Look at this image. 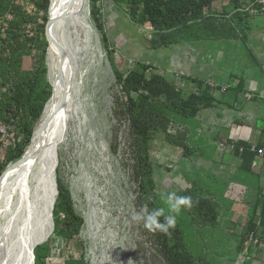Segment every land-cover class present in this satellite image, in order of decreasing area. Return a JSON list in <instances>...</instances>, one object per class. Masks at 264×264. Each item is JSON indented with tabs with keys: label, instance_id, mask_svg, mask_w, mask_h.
I'll return each instance as SVG.
<instances>
[{
	"label": "rangeland",
	"instance_id": "374dc122",
	"mask_svg": "<svg viewBox=\"0 0 264 264\" xmlns=\"http://www.w3.org/2000/svg\"><path fill=\"white\" fill-rule=\"evenodd\" d=\"M13 2L19 6L16 13L24 18L19 19L9 11L0 14V162L8 153L23 146V125L31 124L33 137L38 120L31 118L26 107H16L6 113L14 85L32 80L40 62L42 67L44 62L43 83L49 97L54 91L49 77V43L45 36L50 0L46 8L43 0ZM228 2L215 0L211 9L220 12ZM127 8L124 0H86L91 35H83L80 31L79 37L86 42L76 43L77 57L86 68L76 98L79 118L70 121L66 142H58L55 171L63 190L59 201L71 208L81 218V223L76 232H68L58 223L54 225L52 210L53 228L34 250V264H168L152 231L158 213L171 215L177 221L192 254L206 264H264V247H261L263 251L251 256L239 248L241 233L253 209L254 190L245 177L240 185L236 173L225 170L222 162L225 154L233 152L232 148L227 151L226 144L229 141L234 144L237 140L222 134L212 135L213 130L203 122L192 129L194 120L166 110L160 114L166 119L162 125L167 133L174 135L173 141H168L161 132L146 143L136 135L127 111L128 101L117 83L114 67L126 71L136 62L145 61L151 67L164 68L170 63L171 50H150L147 43L151 36L149 22L130 21ZM177 47L172 46V50ZM58 55L61 66L63 56L60 52ZM233 66L237 69L236 62ZM170 75L167 74V78L182 96L198 90L189 73L178 72L177 80ZM206 81L211 93L225 96L226 83ZM236 83L237 80L232 79L228 86L234 89ZM247 94L251 93L245 92L239 103L252 100ZM227 118L226 112L218 117L224 124H228ZM198 119H202V113ZM32 137L29 136L24 148ZM143 153L147 154L153 172L154 202L149 200L150 188L144 189L140 184L137 167ZM257 157H262L259 151ZM186 187L216 201L226 197L243 202H234L230 209L231 202L224 199L217 224L199 225L188 214ZM57 188L59 192L58 185ZM30 195L27 202L38 200V191ZM28 207L23 206L18 219L23 223L27 221L31 229L39 209L32 212ZM59 210H62L60 206ZM58 215L59 222L62 212ZM2 217L0 244L5 246L11 234L9 226L14 224L7 222L8 217ZM261 241V233H255L245 246L259 250ZM26 256L28 258V252Z\"/></svg>",
	"mask_w": 264,
	"mask_h": 264
},
{
	"label": "trees",
	"instance_id": "16d2710c",
	"mask_svg": "<svg viewBox=\"0 0 264 264\" xmlns=\"http://www.w3.org/2000/svg\"><path fill=\"white\" fill-rule=\"evenodd\" d=\"M124 1L128 7L130 21L134 23L149 22L151 36L147 43L150 49L179 46L202 40L242 37L246 22L252 17L248 12L237 10L241 5L238 0H229L220 12L211 9L215 0ZM43 2L46 8L47 0H43ZM17 9H19V6L13 0H0V14L9 11L12 15H17L19 19L24 18L23 15L16 13ZM43 67L40 62L37 72H35L36 75L32 80H28L26 84L20 81L19 84L14 85V94L10 96L8 108L5 109L6 113H10L16 107H26L33 120L39 118L43 104L50 95L45 83H43ZM147 73L149 74L147 75ZM114 75L126 95L128 101L127 111L129 112L131 124L142 143L158 137L160 132L166 136L168 141H173L174 135L167 133L165 125H162V121H166L160 115L163 110L171 111L181 118L194 120L202 109L212 107L216 103V99L209 91L210 84L207 81L190 77L191 81L197 85L198 90L190 91L182 96L181 91L172 85L163 74H160L155 67H151L143 61L136 62L134 67L126 71L114 67ZM23 127L24 144L17 151L8 153L4 161L0 162V176L4 172L5 166L20 156L29 136L32 137L33 128L31 124L26 123ZM185 148L187 149V147ZM226 148L228 150L232 148L234 154L253 152L257 155V152L262 150V157H264L263 148H258L254 144L243 141H236L234 144L229 141ZM137 170L140 174L141 186L144 189L146 187L150 188L149 200L154 202L155 195L151 193V188L155 187V183L152 177L151 164L148 162L146 153L140 156ZM56 181L58 182L57 179ZM57 185L59 192L53 209L54 225L58 223V225L66 228V231L76 232L81 223V218L76 216L71 208L63 205L61 200L59 201V198L63 197V190L59 182ZM184 194L186 195L188 214L194 223L199 225L217 224L219 215L217 201L196 193L191 187H186ZM259 199L257 204L260 202ZM59 206L62 210H59ZM57 212H62L63 215L59 222L57 221L59 216ZM254 213L255 210L253 209L250 219L246 222L241 233L239 248H242V244L248 241L251 235L255 236ZM156 215L152 231L160 242L163 255L168 264H206L202 258L192 254L183 238V232L179 224L171 215L163 213Z\"/></svg>",
	"mask_w": 264,
	"mask_h": 264
},
{
	"label": "bare ground",
	"instance_id": "6f19581e",
	"mask_svg": "<svg viewBox=\"0 0 264 264\" xmlns=\"http://www.w3.org/2000/svg\"><path fill=\"white\" fill-rule=\"evenodd\" d=\"M80 31L91 35L86 0H50L45 33L49 43V77L54 91L37 120L31 142L20 157L7 164L0 176V217H8L7 222L14 224L9 226L11 234L5 246L0 244V264H29L26 249L31 240L40 238L43 231L50 229L51 222L45 218L53 210V192L55 195L53 181L49 182L51 160L58 142H66L68 138L70 121L79 118L76 98L86 69L77 57V44L85 40L79 37ZM59 52L63 56L61 66ZM37 191L38 200L27 202L28 195ZM26 205L32 212L39 209L31 229L27 221L23 223L18 219L19 211Z\"/></svg>",
	"mask_w": 264,
	"mask_h": 264
},
{
	"label": "crops",
	"instance_id": "0c3cea01",
	"mask_svg": "<svg viewBox=\"0 0 264 264\" xmlns=\"http://www.w3.org/2000/svg\"><path fill=\"white\" fill-rule=\"evenodd\" d=\"M159 49L171 50L169 65L167 64L164 68L154 65L166 79H168L167 74L168 76L171 74L170 76L177 80L176 74L184 72L189 73L193 78L204 81L213 79L227 84L226 97L224 94L212 92L216 103L199 112L202 113L201 120L198 119V113L194 118L192 129H197V126L203 122L213 130L212 135L222 134L226 138L234 137L233 139L237 141L254 144L264 149V16L250 17L242 37L189 42L179 45L174 51L172 47L150 50ZM234 62L237 63V69L233 66ZM187 77L184 76V78ZM232 79L237 80L234 89L233 86H228V82ZM168 81L172 80L168 79ZM245 92L253 95L252 100L239 103V99ZM225 112L229 117L226 119L228 124L218 119ZM222 162L225 170L236 173L240 185L245 178L251 181L250 187L254 190L251 206L255 210L254 231L256 234L261 233L262 241L257 247L259 250L250 245L245 246L247 241L242 244V248L250 256L255 255L263 251L261 247H264V157H257L253 152L243 154L229 152L223 156ZM258 198L260 202L257 204ZM224 199L231 202L230 209L234 202H243L240 199L232 200L223 197L217 201L219 212Z\"/></svg>",
	"mask_w": 264,
	"mask_h": 264
},
{
	"label": "water",
	"instance_id": "95a60500",
	"mask_svg": "<svg viewBox=\"0 0 264 264\" xmlns=\"http://www.w3.org/2000/svg\"><path fill=\"white\" fill-rule=\"evenodd\" d=\"M45 36H46V33H45ZM46 41H48V39L46 38ZM56 157V158H55ZM55 157L51 160V169H52V175L50 176L49 178V182L51 183L53 181V185H54V188H55V195H54V192H53V204H52V208L53 209V206H54V201L57 197V194H58V188H57V181H56V174H55V171H56V166H57V155H56V150H55ZM52 184V183H51ZM48 221L50 220L51 222V226H50V229L49 231L47 232L46 231H43L42 232V235L39 236L40 238H37V237H33L32 239V242L31 244L27 247L26 249V253L28 252V263L29 264H34V248L42 243L44 240H46V238L48 237V235L51 233L52 231V228H53V219H52V210L49 212V216H46ZM46 222V221H45Z\"/></svg>",
	"mask_w": 264,
	"mask_h": 264
},
{
	"label": "built area",
	"instance_id": "2783aa9c",
	"mask_svg": "<svg viewBox=\"0 0 264 264\" xmlns=\"http://www.w3.org/2000/svg\"><path fill=\"white\" fill-rule=\"evenodd\" d=\"M237 10L242 12H248L252 16H264V0H244V2H241V5ZM247 98H252V94H247ZM259 152L260 154L263 153L262 150H259ZM253 237L254 236L251 235L249 239H253Z\"/></svg>",
	"mask_w": 264,
	"mask_h": 264
}]
</instances>
